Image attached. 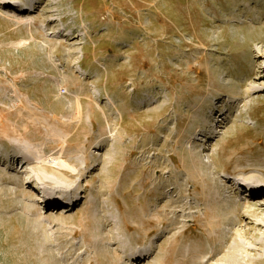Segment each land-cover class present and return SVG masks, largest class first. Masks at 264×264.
I'll use <instances>...</instances> for the list:
<instances>
[{
    "label": "rangeland",
    "instance_id": "obj_1",
    "mask_svg": "<svg viewBox=\"0 0 264 264\" xmlns=\"http://www.w3.org/2000/svg\"><path fill=\"white\" fill-rule=\"evenodd\" d=\"M260 52L264 0H0V264H264Z\"/></svg>",
    "mask_w": 264,
    "mask_h": 264
},
{
    "label": "bare ground",
    "instance_id": "obj_2",
    "mask_svg": "<svg viewBox=\"0 0 264 264\" xmlns=\"http://www.w3.org/2000/svg\"><path fill=\"white\" fill-rule=\"evenodd\" d=\"M23 8V6H19L18 8ZM4 8L5 9H7V8H9V9H13V8H15L14 7V5H12V4H10L9 2H7V3H5L4 4ZM17 8V9H18ZM28 11H34L35 12V9H34V6H27L26 5V8H24V9H22V11H20V12H18V13H23V14H27L28 13ZM25 12V13H24ZM258 58L260 59V60H264V55H263V53L262 52H260L259 53V56H258ZM262 81H264V77H262ZM216 125H218V123L216 124ZM215 125V126H216ZM198 135H200V133L198 134ZM18 155H19V159H20V156L21 155H25L26 156V160L22 163V165H21V169H23L28 163H30V162H32L33 161V156L29 153V152H27V151H25V150H19L18 151ZM51 169H53V168H51ZM54 170V169H53ZM95 170V169H94ZM60 173H62V174H64V175H66V176H68L69 178H71V179H73V178H75L76 177V174H73V173H70L69 171H67V170H65V169H62V168H60L59 170H58ZM244 171L245 172H247V173H250V176H247L244 180H245V184H247V182H248V185H247V187L248 188H243L242 190H244V189H247L246 191H249V189H250V191H249V194H248V198H250L252 201H254V200H256V199H260V198H263L264 197V165H262V164H259V165H256V166H254V167H251V166H249V167H245L244 168ZM253 172H258L259 173V175L257 176V175H254L253 174ZM252 174V175H251ZM20 178H22V177H18L17 179H20ZM17 179H15V183H16V180ZM27 183V185H29L28 184V181L26 182ZM29 183H30V185H32L33 184V182L32 181H29ZM229 184H231V182H228ZM226 184H227V182H226ZM242 185H243V183H242ZM229 190L232 192V191H235V189L233 188V186L231 187V188H229ZM229 190H227L226 192H224V193H229ZM21 191L24 193V194H27V191H26V189H24V186L22 185L21 186ZM223 191V190H222ZM245 191V190H244ZM245 191V192H246ZM223 194V193H222ZM247 194V193H246ZM241 195H243V194H241ZM80 196L82 197V199H81V201L80 202H78L79 201V199H77L76 197H74V198H70V199H60L58 196H52V197H47L46 196V200H49V203H47V207H45V208H47L48 210H54L55 208H57L58 206H59V204L61 205V206H63V207H67L68 208V210L69 209H72L69 205H71V204H75L76 206H79L80 204H82V202H83V196L80 194ZM38 200L37 201H40V200H42V197L41 198H37ZM60 202V203H59ZM65 202V203H64ZM54 208V209H53ZM241 212V211H240ZM262 212H264V205L262 206ZM241 218H240V220H242L243 222L244 221H248L249 219L247 218V217H245L244 215H243V213L241 212ZM48 217V216H47ZM259 227H263V223H261V224H259L258 225ZM135 258L138 260V261H140L141 259H145L146 258V256L145 255H143V253L142 254H140V255H137V256H135Z\"/></svg>",
    "mask_w": 264,
    "mask_h": 264
}]
</instances>
